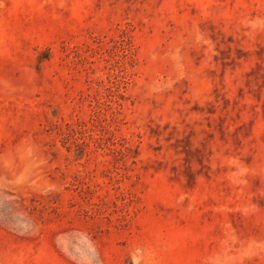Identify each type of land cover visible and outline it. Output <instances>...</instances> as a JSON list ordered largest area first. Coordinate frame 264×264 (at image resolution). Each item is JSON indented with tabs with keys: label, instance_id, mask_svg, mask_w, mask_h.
<instances>
[{
	"label": "rangeland",
	"instance_id": "rangeland-1",
	"mask_svg": "<svg viewBox=\"0 0 264 264\" xmlns=\"http://www.w3.org/2000/svg\"><path fill=\"white\" fill-rule=\"evenodd\" d=\"M0 264H264V0H0Z\"/></svg>",
	"mask_w": 264,
	"mask_h": 264
}]
</instances>
